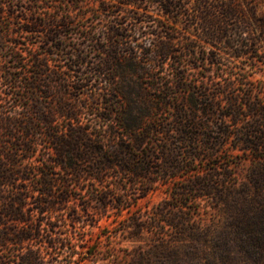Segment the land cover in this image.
Instances as JSON below:
<instances>
[{
	"label": "trees",
	"instance_id": "trees-1",
	"mask_svg": "<svg viewBox=\"0 0 264 264\" xmlns=\"http://www.w3.org/2000/svg\"><path fill=\"white\" fill-rule=\"evenodd\" d=\"M54 1L0 0V264L71 257L64 207L94 226L158 189L162 207L123 220L129 238L158 237L130 264L197 259L212 232L191 203L206 198L229 220L214 247L264 264V164L239 181L226 160L264 159V82L222 55L261 57L264 0Z\"/></svg>",
	"mask_w": 264,
	"mask_h": 264
},
{
	"label": "rangeland",
	"instance_id": "rangeland-1",
	"mask_svg": "<svg viewBox=\"0 0 264 264\" xmlns=\"http://www.w3.org/2000/svg\"><path fill=\"white\" fill-rule=\"evenodd\" d=\"M49 4H54V0H47ZM264 4V2H263ZM251 31L257 34L255 26L251 27ZM192 37H195L194 35ZM258 57L256 61H251L245 57L234 58L224 52L223 62L224 68L227 66L234 67L236 72L249 74L250 80L258 83L260 80L264 82V41L258 40ZM3 59L0 53V61ZM260 86V84H258ZM233 127V126H232ZM264 155V153H263ZM226 160L231 164L233 171L239 174V181H242L243 174L247 173L251 168L259 164H264V159L257 160L252 155L242 154L238 156L227 155ZM213 165L203 166L199 165L200 173L198 174H212L214 172ZM218 170H221L219 168ZM60 177V174H56ZM120 180L116 178V173L109 172L108 180L111 183L115 180ZM239 185V183H238ZM139 191V186L132 188L131 193H137ZM85 194L77 195L81 196ZM80 202L84 203L85 198L80 197ZM165 200H167V193L164 189H158L149 193L143 198L137 199L132 206V211L128 212L124 209L122 215L118 216L116 209H109L104 214H98L95 221V225L92 226L88 221L79 222L76 224V228H73L69 223V217H67V206L62 210V214L66 217V222L61 221V227L66 230L63 236L70 238L71 243L74 245L75 253L73 256L68 257L69 254L67 250H61L59 253H55L56 259H52L49 252H53L52 249L47 251L45 247H42V255L46 260H50L48 264H73L68 263L69 260H77L81 258L80 264H130V252H134V248L142 245L144 248H149L150 243L154 241L152 239L154 234L147 232L143 238L132 239L128 237V233L123 231V220L133 214L135 211L140 210V212L151 210L153 208L162 207ZM201 202L191 203L192 208L199 207L201 210L192 214L193 219L196 223L200 224L204 228H210L212 243L208 242L202 247L196 248L197 259L194 261H189L188 258H184L181 262L183 264H259L257 260L251 259L246 256L240 248L233 244L229 249H216L215 244H221L222 238L225 234L223 229L229 222L228 218L222 213L214 209V206L218 205V202L213 198H206L200 200ZM94 203V202H93ZM81 208V205L77 207ZM137 212L136 214H138ZM146 218V217H145ZM122 222V223H121ZM173 230L170 229L169 232ZM158 238V237H155ZM90 248L91 252L87 253L86 250ZM26 247L24 251H26ZM21 250L17 251L20 253ZM177 252L185 257L188 253V247L181 246ZM128 254V255H127ZM74 262V261H72ZM192 262V263H191ZM181 264V263H180Z\"/></svg>",
	"mask_w": 264,
	"mask_h": 264
}]
</instances>
